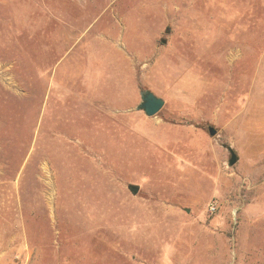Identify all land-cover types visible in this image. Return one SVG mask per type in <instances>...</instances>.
<instances>
[{
	"label": "rangeland",
	"instance_id": "374dc122",
	"mask_svg": "<svg viewBox=\"0 0 264 264\" xmlns=\"http://www.w3.org/2000/svg\"><path fill=\"white\" fill-rule=\"evenodd\" d=\"M0 264H264V0H0Z\"/></svg>",
	"mask_w": 264,
	"mask_h": 264
},
{
	"label": "water",
	"instance_id": "95a60500",
	"mask_svg": "<svg viewBox=\"0 0 264 264\" xmlns=\"http://www.w3.org/2000/svg\"><path fill=\"white\" fill-rule=\"evenodd\" d=\"M165 100L150 90H142L141 91V103L137 106V111H142L145 113L147 117L156 116L164 107ZM209 132L211 136H215L217 131L215 128L210 127ZM223 147L226 148L230 154V158L228 161V165L230 167L235 166L239 161V156L230 145L223 144ZM130 190L133 194H137L140 190V187L137 185H130Z\"/></svg>",
	"mask_w": 264,
	"mask_h": 264
},
{
	"label": "built area",
	"instance_id": "2783aa9c",
	"mask_svg": "<svg viewBox=\"0 0 264 264\" xmlns=\"http://www.w3.org/2000/svg\"><path fill=\"white\" fill-rule=\"evenodd\" d=\"M217 211V204L214 202V203H212L211 205H210V207H209V212L211 213V214H213V213H215Z\"/></svg>",
	"mask_w": 264,
	"mask_h": 264
}]
</instances>
